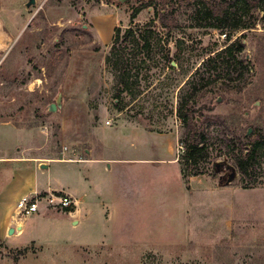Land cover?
Returning <instances> with one entry per match:
<instances>
[{"label":"rangeland","instance_id":"obj_1","mask_svg":"<svg viewBox=\"0 0 264 264\" xmlns=\"http://www.w3.org/2000/svg\"><path fill=\"white\" fill-rule=\"evenodd\" d=\"M28 1L0 0L8 37V49L0 52V155L85 157L94 144L114 158L169 159L175 152L178 164L166 165L161 182L171 191L184 182L189 196L181 209L170 207L173 214L165 216L173 219L163 229L156 228L162 212L141 202L119 207L113 219L95 205L81 224L69 219L75 209L44 204L46 216H30L26 235H9L2 197L12 200L28 181L80 193L88 175L100 181L102 193L109 191V178L79 164L50 163L35 171L33 163L0 161V264H264V152L250 177L237 170V181L227 187L214 170L224 162L236 168L229 141L240 148L251 128L250 151L264 132V21L249 30L209 28L206 14L184 0H36L27 8ZM117 28L115 49H124L128 61L122 63L129 62L122 95V72L106 63ZM128 30L133 37H126ZM140 35L150 39L149 51L141 48ZM235 41L244 46L238 54L243 67L231 69V79L227 71L202 67ZM192 80L216 83L200 87L188 126L178 110ZM60 96L61 107L51 112ZM100 125L108 128L105 138L96 137ZM140 130L148 136L139 137ZM199 135L208 138L207 157L189 165L185 142Z\"/></svg>","mask_w":264,"mask_h":264},{"label":"crops","instance_id":"obj_2","mask_svg":"<svg viewBox=\"0 0 264 264\" xmlns=\"http://www.w3.org/2000/svg\"><path fill=\"white\" fill-rule=\"evenodd\" d=\"M104 126L106 125H100V129L96 137L104 136L105 138L107 136L106 129L108 128H106L107 126ZM115 130L116 131L114 132H118L120 129L115 128ZM136 134L140 135L139 137L143 138V135L147 137L149 133L140 130L137 131ZM98 146L99 145L94 144L93 147L87 149L85 157H81L80 154L76 152H72L73 154L71 155L60 153V155H62L61 158L56 157L59 155V153H56V155H51L52 153L46 154L45 157H43L44 159H42L38 154L34 156L36 152L32 153V151H28L30 153H22L25 155H15L7 158H4L0 155V161L6 163H33L32 168H35V171L47 170L50 163L59 162L67 163L70 165H83V167L85 168L89 167L90 170L99 171L103 175L105 174V180L107 179V177L109 178V191H103L102 193L99 188L100 181L98 179L90 180L87 175L86 177H84V181L88 182V187L86 186V191H82L80 193H78L77 190H72L70 187L68 188V190L56 189L49 186L40 188L37 185H34L36 182L28 181L26 183L27 186L25 190L21 191L16 196H12V200L5 199L1 196L2 203L6 202L5 204H3V207L5 208H3L4 220L6 218H10L9 228L14 227L16 229V232L22 229V233L17 234V236L26 235L25 222L29 218L23 221H19L17 219V216L15 215V208L17 209V204L21 200V198L33 193L47 194L62 191L63 193L73 197L72 199L75 202V206L73 207V209H75V211L70 212L68 215L69 219L73 221V224H77L78 222L79 224H81L82 221L87 220L88 214L92 211V207L95 205L100 206L101 212H106L108 210V214H106V216L108 215L110 216L109 218L113 219L115 218V215L117 216V214L120 212L119 207L133 205L134 201L141 202V204L147 207L158 208L160 212H162V215L159 218H162L163 221L159 223V227L157 225L156 228L163 229V223L170 222L173 219L170 218L171 220H167L168 218L165 216V214L169 212L173 214V212L169 210L170 207L172 206L173 208L175 206L177 207L176 210H178L181 209L182 206H186L187 197L189 195L185 192L187 191V189L186 187H184V182L181 188L173 191H171L172 186L167 187L169 186L168 183L161 182L162 177L168 172V168L166 165L169 163L178 164L179 159H176L177 157H175V152L173 153L174 157L169 159H165L164 157H156V159L149 160L137 157L132 158L126 155L120 158H114L113 156L108 154L106 146H103V149H101L100 153H98ZM35 148L38 151V147ZM174 150L175 147L173 148V151ZM35 163H37V166ZM148 163L151 164L150 168L148 167ZM43 166H46V168H44ZM40 167H43L44 169H40ZM179 175L182 179L180 169ZM154 180H156L157 183H154ZM152 181L153 183H151ZM90 194L93 195L90 196ZM104 196L105 200L103 199ZM93 198H98L99 200L95 199L94 201H92ZM45 216L46 211H43V213L41 212L37 217ZM19 226L21 228L20 230H18Z\"/></svg>","mask_w":264,"mask_h":264},{"label":"trees","instance_id":"obj_3","mask_svg":"<svg viewBox=\"0 0 264 264\" xmlns=\"http://www.w3.org/2000/svg\"><path fill=\"white\" fill-rule=\"evenodd\" d=\"M184 1H187L189 4H191L190 8L196 11L197 13L204 12L206 14L207 21H210V24L207 25V27L209 28L221 29L222 31H225L227 29H231L233 31L249 30L254 28L259 21H264V0H225L224 2H218L213 0ZM142 9V7L137 8L133 17L135 18V16H137ZM164 11H166V13ZM168 13L169 12L167 10H163L161 19L162 23H164V27H167L165 20H167ZM260 14H263V17H261ZM245 17L249 18L247 20H244ZM116 33L117 36L113 47L114 50L112 51L113 53L109 56V58H107L106 63L107 65H110L113 69L120 68V71L122 72V77L120 78V85L123 87V90L119 91V95H122V92L128 90L129 88V82L125 77V73L128 71L129 62L122 63L123 59L127 60L124 49H115L117 48L116 43L117 41H119L120 38V28H117ZM133 36L134 34L131 30H128L126 32L127 38ZM227 36L228 35H226V37ZM139 37V39L143 41V45L141 46V48L145 51H149L152 47L150 39L148 37H145L144 35H140ZM231 39L232 36H229V40ZM135 43H139L138 40ZM243 50L244 46L240 42L235 41L227 48L217 53L216 56L208 58L207 62L205 61L202 64V67L205 66L208 69L213 68L215 71H221V73L227 71L228 76L230 78L231 69H235V71H237L238 66L243 67V62L239 60L238 56V54H241ZM199 74L200 68L196 71L194 75ZM240 75L243 76L244 74ZM203 81L205 82L204 84H201V82H196V80L190 81V91H188L187 94L181 97L178 113L180 115V118L188 126L191 125L190 103L194 99L195 95L199 93V90L201 89L200 87L204 88L207 87V85H213L216 83L215 80ZM207 141L208 138L206 135H199L188 138V140L185 142V159H187L186 161L189 165H192V163L198 164L199 161H202L207 157V154H205L208 149ZM239 141L241 142L240 148H238V145L236 144L233 145V140L229 141L228 143L229 146L232 145L233 152L236 151L235 161L240 172L244 176L250 177V170L254 169V167L258 164L261 153L264 152V132L260 133L258 140L254 144L253 149L250 151H248L247 148V134L243 137V140L240 139Z\"/></svg>","mask_w":264,"mask_h":264},{"label":"built area","instance_id":"obj_4","mask_svg":"<svg viewBox=\"0 0 264 264\" xmlns=\"http://www.w3.org/2000/svg\"><path fill=\"white\" fill-rule=\"evenodd\" d=\"M66 210L75 206L74 200L63 192L33 193L21 198L17 204V218L21 221L41 212L43 205Z\"/></svg>","mask_w":264,"mask_h":264},{"label":"water","instance_id":"obj_5","mask_svg":"<svg viewBox=\"0 0 264 264\" xmlns=\"http://www.w3.org/2000/svg\"><path fill=\"white\" fill-rule=\"evenodd\" d=\"M118 1L121 4H124V3L128 2V1H132V0H118ZM34 5H36V0H29L28 3L26 4V7L30 8ZM61 101L62 100H61V96H60L56 103L51 104L50 111L56 112L58 110V108L61 107ZM251 135H252V129L250 128L248 130L247 136L249 137ZM43 167L46 168V166H43ZM229 169L231 170V174L228 176L229 178L226 181L224 180L225 179L224 176L220 177L219 185L221 187H227V186L231 185L232 183H234L238 179V172H237L236 168L233 166H230ZM215 172L220 173V171L218 169H216ZM15 233H16V229L14 227L10 228L9 235H14Z\"/></svg>","mask_w":264,"mask_h":264},{"label":"flooded vegetation","instance_id":"obj_6","mask_svg":"<svg viewBox=\"0 0 264 264\" xmlns=\"http://www.w3.org/2000/svg\"><path fill=\"white\" fill-rule=\"evenodd\" d=\"M230 166L231 165H229V163H227V162L219 163V164L215 163L214 170L218 169L220 171L219 180H220L221 176L225 177V179H224L225 181L229 178L228 176L231 174V170L229 169ZM236 170H238V172H240L238 166H236Z\"/></svg>","mask_w":264,"mask_h":264},{"label":"bare ground","instance_id":"obj_7","mask_svg":"<svg viewBox=\"0 0 264 264\" xmlns=\"http://www.w3.org/2000/svg\"><path fill=\"white\" fill-rule=\"evenodd\" d=\"M8 37L6 33L2 30V25L0 23V52H5L8 49ZM22 227V226H21ZM20 226L18 227V230H20ZM22 233V229L18 231V234Z\"/></svg>","mask_w":264,"mask_h":264}]
</instances>
